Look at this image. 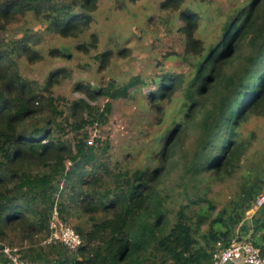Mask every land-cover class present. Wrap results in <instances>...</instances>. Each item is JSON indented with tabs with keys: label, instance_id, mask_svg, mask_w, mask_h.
Segmentation results:
<instances>
[{
	"label": "trees",
	"instance_id": "obj_1",
	"mask_svg": "<svg viewBox=\"0 0 264 264\" xmlns=\"http://www.w3.org/2000/svg\"><path fill=\"white\" fill-rule=\"evenodd\" d=\"M183 2L163 0L160 7L182 21L176 32L189 71L155 75L156 88L146 96L157 124L176 98L180 109L153 150L158 163L131 170L113 163L108 141L97 145L86 126L103 122L111 99L146 83L78 82L84 97L59 108L52 87L66 70L39 83L20 69L22 58L44 57L45 33L85 35L99 0H0V247L18 246L30 264H210L217 243L227 244L238 230L264 253V205L247 213L264 191V150L240 191L215 213L205 191L176 206L165 185L177 170L186 187L197 179L225 183L245 169L251 143L240 135L241 125L250 115L264 116V0L243 2L209 46L194 36L200 14ZM14 25H20L18 37L10 32ZM98 45L92 31L76 49L94 51L104 69L115 52ZM47 54L70 56L53 47ZM101 97L107 101L99 111L90 101ZM54 208L80 235L75 250L43 243Z\"/></svg>",
	"mask_w": 264,
	"mask_h": 264
},
{
	"label": "rangeland",
	"instance_id": "obj_2",
	"mask_svg": "<svg viewBox=\"0 0 264 264\" xmlns=\"http://www.w3.org/2000/svg\"><path fill=\"white\" fill-rule=\"evenodd\" d=\"M163 0H99L95 10L94 21L90 30L78 38H64L57 34L45 33L41 52L44 57L30 63L22 58L20 69L24 76L42 83L51 71L63 68L64 75L52 87L59 108L67 102L84 97L76 90L78 82L95 85L106 83L114 78L117 83H128L134 78L146 83L130 88L129 95L111 99L110 112L103 122L86 126L89 139H99L97 145L108 141V153L113 163L123 168H152L157 160L152 159L153 150L160 148V136L167 130L171 119L178 115L180 99L176 98L168 106V112L161 123H155V114L146 103L147 93L156 87L152 82L155 75L165 71L188 73L189 66L183 61L184 44L176 29L182 24L177 13L163 9ZM248 0H185L188 5L200 14L198 27L194 36L201 38L206 46L214 44L221 36L222 23L230 17L236 8ZM168 20V21H167ZM35 24V23H34ZM20 25L12 28L15 36H20ZM35 29H44V25L36 24ZM16 28V29H15ZM15 29V30H14ZM98 34V50L111 48L115 55L107 67L99 68L94 58L95 52L85 53L76 49L80 40H87L90 32ZM60 48L69 57H51L48 48ZM126 49L123 54L118 51ZM248 48L246 49V51ZM106 98L101 97L90 104L101 111ZM240 135L251 143L245 169L225 183L188 180L186 187L178 184L179 170L174 171L166 179L165 185L172 188L173 204L187 203L189 197H196L205 191L216 204L215 213L222 205L229 203L246 181L245 175L250 165L257 160L264 150V116L250 115L240 128ZM193 142L189 143L192 150ZM258 154V155H257ZM187 188L188 194L185 193ZM205 188V190H202ZM72 226L71 223H68ZM18 245V244H16Z\"/></svg>",
	"mask_w": 264,
	"mask_h": 264
},
{
	"label": "built area",
	"instance_id": "obj_3",
	"mask_svg": "<svg viewBox=\"0 0 264 264\" xmlns=\"http://www.w3.org/2000/svg\"><path fill=\"white\" fill-rule=\"evenodd\" d=\"M264 205V191L252 204L250 211L254 212ZM248 213V212H247ZM59 242L71 250L82 243L80 235L58 216L53 209L49 219L48 234L43 243ZM0 264H30L21 256L18 246L3 244L0 247ZM210 264H264V253L255 246L248 235H242L237 230L227 244L218 242Z\"/></svg>",
	"mask_w": 264,
	"mask_h": 264
},
{
	"label": "crops",
	"instance_id": "obj_4",
	"mask_svg": "<svg viewBox=\"0 0 264 264\" xmlns=\"http://www.w3.org/2000/svg\"><path fill=\"white\" fill-rule=\"evenodd\" d=\"M248 214H249V215H252V214H253V212L249 210V211H248Z\"/></svg>",
	"mask_w": 264,
	"mask_h": 264
}]
</instances>
